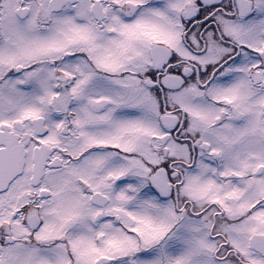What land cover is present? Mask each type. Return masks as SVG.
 Wrapping results in <instances>:
<instances>
[{"label": "snow or ice", "instance_id": "obj_1", "mask_svg": "<svg viewBox=\"0 0 264 264\" xmlns=\"http://www.w3.org/2000/svg\"><path fill=\"white\" fill-rule=\"evenodd\" d=\"M0 264H264V0H0Z\"/></svg>", "mask_w": 264, "mask_h": 264}]
</instances>
